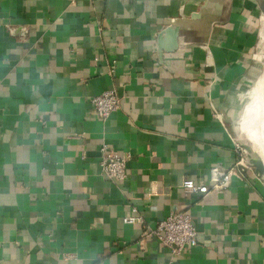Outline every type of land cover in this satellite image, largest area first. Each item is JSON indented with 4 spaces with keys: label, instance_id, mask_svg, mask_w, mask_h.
Wrapping results in <instances>:
<instances>
[{
    "label": "crops",
    "instance_id": "0c3cea01",
    "mask_svg": "<svg viewBox=\"0 0 264 264\" xmlns=\"http://www.w3.org/2000/svg\"><path fill=\"white\" fill-rule=\"evenodd\" d=\"M167 21L177 47L158 57ZM263 60L258 0H0V264H264L259 176L179 188L236 160L232 124ZM106 88L119 105L101 120L89 99ZM101 143L129 155L121 182L100 173ZM132 207L149 226L188 212L195 245L139 239L121 221Z\"/></svg>",
    "mask_w": 264,
    "mask_h": 264
},
{
    "label": "built area",
    "instance_id": "2783aa9c",
    "mask_svg": "<svg viewBox=\"0 0 264 264\" xmlns=\"http://www.w3.org/2000/svg\"><path fill=\"white\" fill-rule=\"evenodd\" d=\"M10 33L14 30L6 27ZM20 35L27 32V27H19ZM89 102L93 114L104 120L110 112L118 108L119 97L113 88H106L99 94L90 97ZM214 116H218L214 113ZM99 168L102 176L111 182H121L125 177V162L129 155L127 153L117 154L107 150V145L101 143L99 147ZM237 157L229 167L220 165L208 169V184L194 183L191 179L185 178L181 181L179 188L183 195L198 194L206 195L209 192L224 191L231 181V177H242V175L253 169L246 163L242 149L236 144ZM132 215L122 217L123 223L141 225L139 239L155 237L157 241L167 247L174 255L193 247L196 243V231L193 227L191 217L186 211L170 212L160 219L154 226L145 223L142 216L136 214V209L131 208Z\"/></svg>",
    "mask_w": 264,
    "mask_h": 264
},
{
    "label": "bare ground",
    "instance_id": "6f19581e",
    "mask_svg": "<svg viewBox=\"0 0 264 264\" xmlns=\"http://www.w3.org/2000/svg\"><path fill=\"white\" fill-rule=\"evenodd\" d=\"M254 87L255 83L253 82L247 95L248 101L241 111L240 118H238V120L235 119V121H237L239 130L243 135L240 139L241 143H247L252 151H256L264 165V141L261 139L258 133V119L264 114V62L257 85L255 87L254 93L252 94ZM248 132H251L255 143H252L245 137L246 133ZM256 142L259 144H256Z\"/></svg>",
    "mask_w": 264,
    "mask_h": 264
},
{
    "label": "water",
    "instance_id": "95a60500",
    "mask_svg": "<svg viewBox=\"0 0 264 264\" xmlns=\"http://www.w3.org/2000/svg\"><path fill=\"white\" fill-rule=\"evenodd\" d=\"M258 3L264 15V0H258ZM204 6H206L205 2L202 5V9H204ZM193 15L197 16L198 13L192 14V16ZM178 29H179L178 25L174 24L172 21H167L165 23V27L161 31H159V33L156 36V54L158 57H160L162 53L172 51L177 47L176 35H177ZM242 136L238 140H236V142L241 147L244 153L246 163L253 169V172L257 176H259L264 182L263 162L260 156L256 153V151H252V149L247 143H244V142L241 143L240 139L242 138Z\"/></svg>",
    "mask_w": 264,
    "mask_h": 264
},
{
    "label": "rangeland",
    "instance_id": "374dc122",
    "mask_svg": "<svg viewBox=\"0 0 264 264\" xmlns=\"http://www.w3.org/2000/svg\"><path fill=\"white\" fill-rule=\"evenodd\" d=\"M260 58H262V56H260ZM264 62V60H263ZM261 63H262V60H261ZM261 66V65H259ZM262 67V66H261ZM260 68V67H259ZM261 70V69H260ZM245 98L243 99V102H242V105H241V108H240V111L239 113L237 114V116L235 117L236 120H238V118H240V114H241V110L244 106V104L248 101V98L247 96H244ZM233 137H234V141L235 143L237 144L236 140H238L242 135H241V132L239 130V127H238V124H237V121L234 120L233 124ZM259 144V143H258ZM238 145V144H237ZM239 146V145H238ZM240 147V146H239ZM241 148V147H240Z\"/></svg>",
    "mask_w": 264,
    "mask_h": 264
}]
</instances>
